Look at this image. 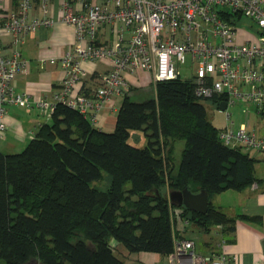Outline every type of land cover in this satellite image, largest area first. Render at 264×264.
<instances>
[{
  "label": "trees",
  "instance_id": "trees-1",
  "mask_svg": "<svg viewBox=\"0 0 264 264\" xmlns=\"http://www.w3.org/2000/svg\"><path fill=\"white\" fill-rule=\"evenodd\" d=\"M154 88L141 100L131 99L128 88L118 95L112 130L58 102L22 150L0 151V264H132L117 246L167 256L179 236L176 215L204 231L220 225L222 234L246 218L211 201L200 213L167 197L170 190L205 188L210 198L257 180L255 157L243 145L222 142L221 127L202 103L218 107L227 94L199 97L192 76L181 74ZM133 130L144 135V145L130 141ZM175 139L184 140L177 171ZM106 176V185L97 186Z\"/></svg>",
  "mask_w": 264,
  "mask_h": 264
},
{
  "label": "built area",
  "instance_id": "built-area-1",
  "mask_svg": "<svg viewBox=\"0 0 264 264\" xmlns=\"http://www.w3.org/2000/svg\"><path fill=\"white\" fill-rule=\"evenodd\" d=\"M15 3L4 16L0 14V26L15 46L38 26L54 23L50 0H39L43 15L36 18H28L35 0ZM58 6L59 18L74 28V40L64 52L39 58L41 63L58 64L64 72L52 99L38 100L50 114L60 102L95 123L104 104L127 89V72H149L154 88L157 81L180 75L177 63L187 60L199 97L226 93V104L239 99L244 114L251 107L257 114L264 110V0H58ZM242 23L248 32L238 30ZM103 25L110 35L98 40ZM95 59L110 65L99 74V84L89 96L79 88L86 76L82 62ZM28 68L29 60L17 47L10 54L0 52L1 104H30L28 94L16 92L13 83ZM230 115L227 111L228 121ZM4 130L0 119V140ZM219 136L228 146L264 151V134L247 123L237 129L226 124ZM195 246L192 238L177 236L167 259L155 264H234L220 250L201 252Z\"/></svg>",
  "mask_w": 264,
  "mask_h": 264
},
{
  "label": "crops",
  "instance_id": "crops-1",
  "mask_svg": "<svg viewBox=\"0 0 264 264\" xmlns=\"http://www.w3.org/2000/svg\"><path fill=\"white\" fill-rule=\"evenodd\" d=\"M15 5L14 0H1L0 14L4 16ZM50 11L54 23L49 26H38L26 35L19 46L11 42L9 32L2 25L0 26V52L4 55L10 54L17 47L29 60L28 71L18 74L13 83L16 92L28 94L30 104L0 102V119L5 123L4 136L0 140V151L4 153L22 150L34 136L37 128L51 118L50 113L38 104V100L52 99V94L61 87L64 72L58 64L41 63L39 58L58 55L69 48L74 40V28L59 18L58 0H50ZM42 15L39 0H35L28 18ZM109 35L108 27L103 25L97 32V39L103 40ZM82 65L86 70V76L81 80L79 88L82 91L84 89L88 92L93 91L98 85L99 74L105 71L110 63L108 60L95 59L84 61ZM126 78L128 81L126 92L130 96H139V98L152 96L148 93L152 87L149 72L143 70L127 72ZM120 100L121 96H112L97 112L94 125L103 130H112ZM249 128L255 131L251 126ZM257 133L264 134L259 131ZM130 134L134 138V143L137 144L136 140L145 143V137L140 131L133 130ZM252 156L257 160L254 170L256 181L243 189L228 188L210 197L211 203L221 208L227 215H245L246 218H237L233 228L224 234L220 232V225L212 226L209 231L187 224L176 227L179 235L195 241L197 250L201 252L220 250L234 264H264V151H258ZM120 247L124 255L129 253L121 245ZM137 255L139 264H155L167 259L166 255L154 252L140 251Z\"/></svg>",
  "mask_w": 264,
  "mask_h": 264
},
{
  "label": "rangeland",
  "instance_id": "rangeland-1",
  "mask_svg": "<svg viewBox=\"0 0 264 264\" xmlns=\"http://www.w3.org/2000/svg\"><path fill=\"white\" fill-rule=\"evenodd\" d=\"M237 28L239 31H241L240 29L245 30L247 32L249 30L247 26H244V23H242L241 25H238ZM177 68L180 70L182 78L190 77L193 71V67L189 64L188 60L186 61V63L185 62L177 63ZM148 93H150L153 96L155 94V88L151 87V90L148 91ZM130 98L133 100L144 99V98H139V96H130ZM202 103L205 106L208 119L217 127L222 128L226 124H229L233 129H237L240 123H247L248 127L251 126V128L255 129V131L264 132V118L261 115L257 114L252 107H251L250 112L246 114L247 116H245V114L242 112L241 102L239 99H236L234 103L228 104L225 110H220L219 107L216 106V103H214L213 101L209 99H203ZM227 111L231 112L229 121L226 119ZM133 139H134L133 136H131L130 141L133 142ZM136 139H137V136H136ZM137 145L142 146L144 144L141 141H137ZM173 146H174V149H173L174 171H177L179 160H180V153L184 146V140L175 139ZM246 150L252 155H256L258 152V150L256 149H246ZM108 181H109L108 176H106L103 180L96 182V184L97 186L102 188L106 185ZM174 212L180 213L176 208L172 209V214H174ZM180 224L181 225L187 224L188 226L189 225L191 226V223L189 224V222L186 219L181 218L180 216L176 215L173 219L174 229H176V227H178ZM127 252L129 251L127 250ZM116 253L127 262H130L133 264H139L138 255H137L138 252H129L124 255L120 245H118L116 248Z\"/></svg>",
  "mask_w": 264,
  "mask_h": 264
},
{
  "label": "water",
  "instance_id": "water-1",
  "mask_svg": "<svg viewBox=\"0 0 264 264\" xmlns=\"http://www.w3.org/2000/svg\"><path fill=\"white\" fill-rule=\"evenodd\" d=\"M226 105L225 101H221L218 107L220 110H225ZM167 195L170 202L200 213L206 212L210 201L208 191L205 188L198 192H191L187 188L170 190Z\"/></svg>",
  "mask_w": 264,
  "mask_h": 264
}]
</instances>
